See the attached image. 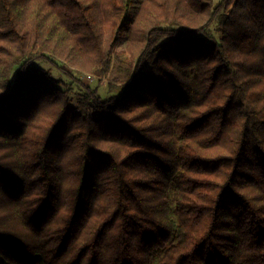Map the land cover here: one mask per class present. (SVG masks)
Listing matches in <instances>:
<instances>
[{
  "label": "trees",
  "instance_id": "16d2710c",
  "mask_svg": "<svg viewBox=\"0 0 264 264\" xmlns=\"http://www.w3.org/2000/svg\"><path fill=\"white\" fill-rule=\"evenodd\" d=\"M0 264H264V0H0Z\"/></svg>",
  "mask_w": 264,
  "mask_h": 264
},
{
  "label": "rangeland",
  "instance_id": "374dc122",
  "mask_svg": "<svg viewBox=\"0 0 264 264\" xmlns=\"http://www.w3.org/2000/svg\"><path fill=\"white\" fill-rule=\"evenodd\" d=\"M214 3L217 2V0H213ZM133 7V6H132ZM130 12H132V9H130ZM123 50V42L120 41L117 51ZM126 60L125 58H121L120 61L114 60L112 63L111 70L109 74L102 79L101 84L98 86L99 87V93L101 96L105 97L108 93V84H113V82H125L127 80V75H126ZM43 68H49L48 64H42L41 65ZM58 67H62L61 64H57ZM51 73L54 79L62 81L65 86L64 88H71L70 91V97H71V104L75 105V100L78 96V94L81 92V86L77 85L69 78H67L63 73L55 68H51ZM84 85L90 86V87H95L97 86V80L95 78H92L90 75H83V74H76L75 72H72ZM107 93V94H106Z\"/></svg>",
  "mask_w": 264,
  "mask_h": 264
}]
</instances>
